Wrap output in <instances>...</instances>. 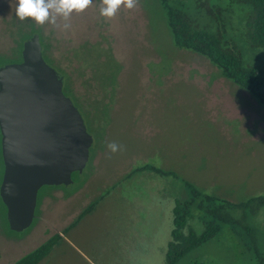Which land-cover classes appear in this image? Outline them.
Segmentation results:
<instances>
[{"label":"rangeland","instance_id":"1","mask_svg":"<svg viewBox=\"0 0 264 264\" xmlns=\"http://www.w3.org/2000/svg\"><path fill=\"white\" fill-rule=\"evenodd\" d=\"M167 1L197 28L231 41L243 66L264 71V49L245 37L246 5ZM16 7L17 0H0V55L10 56L17 27L36 31L90 147L71 185L37 190L26 229L10 231L0 221V264L62 231L88 206L38 264H165L173 203L186 198L182 181L230 202L264 195V109L205 58L173 46L158 0L121 6L112 18L101 15L102 0H92L68 20L43 26L21 22ZM248 224L264 254V209ZM187 227L202 231L195 212ZM176 264L256 263L222 225Z\"/></svg>","mask_w":264,"mask_h":264},{"label":"water","instance_id":"2","mask_svg":"<svg viewBox=\"0 0 264 264\" xmlns=\"http://www.w3.org/2000/svg\"><path fill=\"white\" fill-rule=\"evenodd\" d=\"M89 147L62 77L43 61L32 35L21 45L20 62L0 66V202L10 231L30 225L40 187L72 184Z\"/></svg>","mask_w":264,"mask_h":264},{"label":"trees","instance_id":"3","mask_svg":"<svg viewBox=\"0 0 264 264\" xmlns=\"http://www.w3.org/2000/svg\"><path fill=\"white\" fill-rule=\"evenodd\" d=\"M165 27L176 49L195 53L205 58L220 74L237 88L247 92L264 109V71L242 65V57L237 47L223 39L218 32L197 28L187 13L177 6L169 5L167 0H158ZM246 5L248 15L245 20V37L252 48L264 49V0H233ZM207 12L211 16L208 10ZM14 48L10 56L0 55V66L20 62L22 43L32 35H37L43 61L48 65L44 45L36 31L15 29ZM50 63V62H49ZM150 170V168H148ZM2 163L0 157V178ZM164 174V172H160ZM186 198L174 200L172 207V229L165 253V264H176L195 248L208 242L220 233L226 225L235 235L245 251L249 252L256 264H264V254L257 244L256 229L250 227L249 219L258 209H264V195L248 197L240 202H230L214 195L206 194L192 184L182 181ZM90 206L82 210L62 231L49 236L40 245L16 259L11 264H38L59 242L63 234L72 228L78 220L90 212ZM194 211L202 225V231L195 234L187 227ZM234 213H238L234 215ZM5 209L0 202V221L7 229ZM186 229V234L183 230Z\"/></svg>","mask_w":264,"mask_h":264},{"label":"clouds","instance_id":"4","mask_svg":"<svg viewBox=\"0 0 264 264\" xmlns=\"http://www.w3.org/2000/svg\"><path fill=\"white\" fill-rule=\"evenodd\" d=\"M102 2L104 7L101 9V15L112 18L121 6L134 8L137 0H102ZM91 3L92 0H17L15 15L21 22L31 19L41 26L46 23L56 25L58 17L68 20L73 12L81 13ZM108 148L115 153L119 146L113 142L108 144Z\"/></svg>","mask_w":264,"mask_h":264}]
</instances>
